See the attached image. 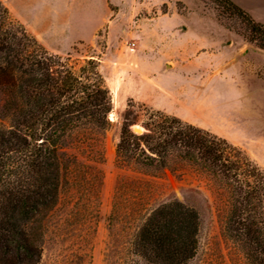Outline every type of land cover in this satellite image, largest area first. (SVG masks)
<instances>
[{
    "label": "trees",
    "instance_id": "1",
    "mask_svg": "<svg viewBox=\"0 0 264 264\" xmlns=\"http://www.w3.org/2000/svg\"><path fill=\"white\" fill-rule=\"evenodd\" d=\"M219 1L264 49V25ZM70 57L40 44L0 0V264H93L112 95L99 55ZM115 163L104 264L197 258L198 210L146 197L153 178L183 170L197 174L220 220L227 251L216 246L213 264H264V170L239 146L129 99Z\"/></svg>",
    "mask_w": 264,
    "mask_h": 264
},
{
    "label": "rangeland",
    "instance_id": "2",
    "mask_svg": "<svg viewBox=\"0 0 264 264\" xmlns=\"http://www.w3.org/2000/svg\"><path fill=\"white\" fill-rule=\"evenodd\" d=\"M1 1L49 51L70 54L69 61L100 57L114 115L109 113L104 138L93 264H104L108 216L122 172L115 163L116 143L129 99L226 138L264 170V49L250 39L244 19L219 0ZM194 39L197 48H183ZM153 181L155 190L147 199L177 198L198 210L199 251L191 264H213L214 248L227 249L217 211L198 192L204 187L197 174L167 171Z\"/></svg>",
    "mask_w": 264,
    "mask_h": 264
},
{
    "label": "crops",
    "instance_id": "3",
    "mask_svg": "<svg viewBox=\"0 0 264 264\" xmlns=\"http://www.w3.org/2000/svg\"><path fill=\"white\" fill-rule=\"evenodd\" d=\"M237 5L245 9L250 13V15L258 22L264 25V0H232ZM157 44L160 43L163 46V42H156ZM183 48L186 50H192L197 48V39L192 41L185 42ZM158 62L153 63V71L151 74L153 77H156L154 71H157Z\"/></svg>",
    "mask_w": 264,
    "mask_h": 264
},
{
    "label": "water",
    "instance_id": "4",
    "mask_svg": "<svg viewBox=\"0 0 264 264\" xmlns=\"http://www.w3.org/2000/svg\"><path fill=\"white\" fill-rule=\"evenodd\" d=\"M133 128L135 129V130H137V131H139V130H141V126H139L138 124H135V125H133Z\"/></svg>",
    "mask_w": 264,
    "mask_h": 264
},
{
    "label": "bare ground",
    "instance_id": "5",
    "mask_svg": "<svg viewBox=\"0 0 264 264\" xmlns=\"http://www.w3.org/2000/svg\"><path fill=\"white\" fill-rule=\"evenodd\" d=\"M113 103H115L116 104V100H115V98L113 97ZM115 111V110H114ZM110 115H111V117H112V115H114V114H112V112L110 113Z\"/></svg>",
    "mask_w": 264,
    "mask_h": 264
},
{
    "label": "built area",
    "instance_id": "6",
    "mask_svg": "<svg viewBox=\"0 0 264 264\" xmlns=\"http://www.w3.org/2000/svg\"><path fill=\"white\" fill-rule=\"evenodd\" d=\"M131 49H133V48H131Z\"/></svg>",
    "mask_w": 264,
    "mask_h": 264
}]
</instances>
